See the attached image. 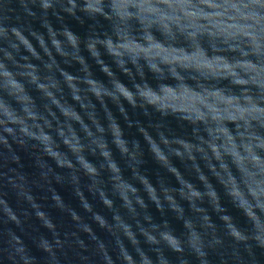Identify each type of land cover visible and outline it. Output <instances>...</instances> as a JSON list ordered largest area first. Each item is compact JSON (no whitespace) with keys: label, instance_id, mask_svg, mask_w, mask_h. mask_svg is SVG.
<instances>
[{"label":"water","instance_id":"water-1","mask_svg":"<svg viewBox=\"0 0 264 264\" xmlns=\"http://www.w3.org/2000/svg\"><path fill=\"white\" fill-rule=\"evenodd\" d=\"M0 264H264V0H0Z\"/></svg>","mask_w":264,"mask_h":264}]
</instances>
